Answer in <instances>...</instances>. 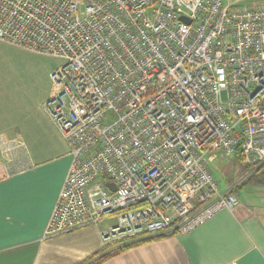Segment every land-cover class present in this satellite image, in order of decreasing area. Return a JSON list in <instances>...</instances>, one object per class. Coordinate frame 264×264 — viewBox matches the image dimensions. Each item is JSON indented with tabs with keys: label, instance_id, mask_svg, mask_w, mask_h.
<instances>
[{
	"label": "built area",
	"instance_id": "2783aa9c",
	"mask_svg": "<svg viewBox=\"0 0 264 264\" xmlns=\"http://www.w3.org/2000/svg\"><path fill=\"white\" fill-rule=\"evenodd\" d=\"M0 41L61 60L43 108L70 162L42 238L112 216L104 245L187 234L238 202L211 162L264 170V3L0 0Z\"/></svg>",
	"mask_w": 264,
	"mask_h": 264
},
{
	"label": "crops",
	"instance_id": "0c3cea01",
	"mask_svg": "<svg viewBox=\"0 0 264 264\" xmlns=\"http://www.w3.org/2000/svg\"><path fill=\"white\" fill-rule=\"evenodd\" d=\"M27 52L0 41V135L17 143L8 156L0 153V264H90L117 247L103 244L102 221L42 238L70 157L43 108L56 92L54 65L43 56L39 70L19 61L33 55ZM233 194L232 209L189 233L128 239L137 243L100 264H264V181Z\"/></svg>",
	"mask_w": 264,
	"mask_h": 264
},
{
	"label": "rangeland",
	"instance_id": "374dc122",
	"mask_svg": "<svg viewBox=\"0 0 264 264\" xmlns=\"http://www.w3.org/2000/svg\"><path fill=\"white\" fill-rule=\"evenodd\" d=\"M230 3L232 4V6L239 9L262 4L264 3V0H230ZM28 52L32 53L33 55L26 57L18 56L19 61L23 63L30 62L31 65L34 68H38V70L46 63L44 60H41L40 57L42 56L47 59L49 64L52 63L54 65V69L61 63V60L59 58L50 55H43L32 51ZM209 166L216 182L218 183L219 192L227 190L233 193H238L240 189L247 183L253 182L254 184H256L257 181H264V170L250 171L243 165L240 158L227 159L218 157L213 162H211ZM100 223V225L109 227L116 223L115 216L110 217L109 220H102V222Z\"/></svg>",
	"mask_w": 264,
	"mask_h": 264
},
{
	"label": "trees",
	"instance_id": "16d2710c",
	"mask_svg": "<svg viewBox=\"0 0 264 264\" xmlns=\"http://www.w3.org/2000/svg\"><path fill=\"white\" fill-rule=\"evenodd\" d=\"M240 158V157H238ZM260 169H258L257 171H259ZM137 242H131V243H128V244H125V245H122V246H119V247H116L112 250H110V252H107L101 256H99L96 260L92 261L90 264H100L102 261H104L105 259H107L108 257L122 251L123 249L125 248H128L130 247L131 245L135 244Z\"/></svg>",
	"mask_w": 264,
	"mask_h": 264
},
{
	"label": "water",
	"instance_id": "95a60500",
	"mask_svg": "<svg viewBox=\"0 0 264 264\" xmlns=\"http://www.w3.org/2000/svg\"><path fill=\"white\" fill-rule=\"evenodd\" d=\"M181 19H182L183 21L189 23V21H188L185 17H181ZM107 186H108L109 188L114 189V187H113V185H112L111 183H107Z\"/></svg>",
	"mask_w": 264,
	"mask_h": 264
}]
</instances>
